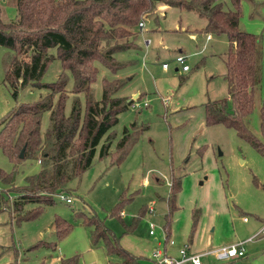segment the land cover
<instances>
[{"label":"rangeland","instance_id":"rangeland-1","mask_svg":"<svg viewBox=\"0 0 264 264\" xmlns=\"http://www.w3.org/2000/svg\"><path fill=\"white\" fill-rule=\"evenodd\" d=\"M13 2L4 0L2 3L8 19L16 17ZM163 6L160 5L159 10ZM224 6L232 8V1L224 0ZM240 7L239 27L260 36L263 46L254 108L247 117V125L264 140V0H242ZM165 12H160L157 24L152 20L144 21L138 51H121L115 55L123 60L133 59L134 63L113 73L99 60L95 61L99 69L93 82L95 98L101 97L104 76L126 75L127 81L119 93L138 101L121 111L113 127L112 150L124 125L130 126L136 121L126 155L119 162H112L111 155L100 157L99 143L91 165L80 176L72 178L69 181L72 190L63 193L70 195L72 201L55 194L52 202L41 204L36 216L23 219H18L11 206L0 209V264H61L62 258L73 255H76L75 264H123L118 255L107 252L102 240L93 242L92 226L84 223L76 210L95 211L119 236L121 244L138 256L139 264H155L153 251L157 247L164 249L163 224L172 171L181 175L178 212L174 217L178 223L190 211L191 202L201 207L207 230L212 234L223 232V236H228L234 226L241 232L246 225L264 219V154L240 136L235 127L205 121L203 103L228 94L224 77V57L230 46L228 37L212 34V38L205 41L206 33L200 31L205 18L175 6ZM149 36L152 42L145 48L143 39ZM49 52L56 54V47L49 48ZM12 53L0 45V118L17 103L36 100L47 92L46 87L28 84L19 87L16 96L12 93V87L4 80L5 63ZM178 53L187 56L188 70H182L175 60ZM163 61H168V68L162 66ZM60 69L61 61L55 57L42 79H55ZM72 84L70 75L68 88ZM78 96L83 112L86 97L83 92ZM73 97L75 94L69 91L66 112L70 111ZM48 123L49 111L46 110L42 114V131ZM0 166L6 171L14 168L1 149ZM40 167L39 159L24 158L16 165L12 187L25 184L27 176ZM0 189L9 193L10 205L16 191L1 179ZM122 197L127 199L119 214L114 207ZM148 205L154 207L152 212ZM35 206L37 202L28 201L24 210ZM140 212L136 228L125 231V225ZM57 214L72 224L61 237L55 233ZM244 214L248 221L244 220ZM213 217L215 220L210 223ZM217 220L223 224H218ZM41 239L55 241V246ZM254 246L261 248L257 254L252 251ZM244 247L246 257L239 264H264V234L248 240Z\"/></svg>","mask_w":264,"mask_h":264},{"label":"trees","instance_id":"trees-1","mask_svg":"<svg viewBox=\"0 0 264 264\" xmlns=\"http://www.w3.org/2000/svg\"><path fill=\"white\" fill-rule=\"evenodd\" d=\"M231 1L233 7L227 9L224 0H14L16 17L8 19L2 6L4 0H0V45L13 52L5 63L4 80L15 96L19 87L28 84L47 88L38 99L21 101L0 118V149L14 164L11 171L0 166V179L16 191L9 205V193L0 189V209L11 206L18 219L36 216L42 203L52 202L55 194L72 190L69 181L91 165L99 143L100 157L111 155L112 162L124 158L133 141L136 121L130 126L124 125L115 149L111 145L119 114L133 102L132 97L119 93L127 76H104L101 97L95 98L93 82L99 71L95 61L99 60L113 73L134 63L133 59L123 60L115 55L139 50L138 24L142 20L159 23L160 5L195 12L206 20L201 32L227 35L230 46L224 57V77L228 94L203 103L205 121L235 127L240 136L264 154V140L247 125L263 63L262 41L257 34L239 27L242 0ZM51 47H56V54L49 52ZM55 57L61 61L57 77L43 80L48 64ZM70 75L73 84L68 88ZM69 91L75 97L70 111L66 112ZM80 92L86 97L83 112ZM46 110L49 123L42 131V114ZM22 149L23 155H20ZM27 157L40 159L41 167L27 176L25 184L13 188L16 165ZM180 189L181 175L172 171L163 224L166 239L170 236ZM126 199L122 197L117 202L115 212ZM28 201L37 202V206L24 210ZM76 212L84 223L92 226L94 243L102 240L107 252L118 255L123 264H139L138 256L121 244L119 236L95 211ZM141 214L125 225V231L136 228ZM199 214V208L193 209L190 237ZM54 226L56 236L61 237L72 224L57 214ZM41 242L53 246L56 243L44 239ZM75 257H64L61 264H75Z\"/></svg>","mask_w":264,"mask_h":264},{"label":"crops","instance_id":"crops-1","mask_svg":"<svg viewBox=\"0 0 264 264\" xmlns=\"http://www.w3.org/2000/svg\"><path fill=\"white\" fill-rule=\"evenodd\" d=\"M169 7L170 6H167V5H164L163 7H161V9H162V10H160L161 14L166 13L165 11L167 9H169ZM143 36H144V34H143ZM145 38H150V36L145 37ZM211 38H212V34L208 33V34H206L205 41L210 40ZM144 39H143V42H144ZM151 42H152V40H151ZM144 45H145V43H144ZM149 46H145V48H148ZM204 47L205 46H203V48ZM176 68H178V66ZM186 70H188V69H186ZM134 94L136 95L137 92H135ZM177 199H178V195H177ZM177 199H176V202H177ZM225 203H227V202H225ZM167 204L169 205L168 199H167ZM149 206H152V205L147 206L148 210H149ZM176 208L177 209H175L173 211L170 236L168 239H166V234L163 237L164 241H165L164 242V248H166L167 252L170 254H176L178 252V248L185 242H188L189 248L191 250H194V251H200V250H204L205 248H208V247H213V246H216V245H219L222 243H228V242H234V241H243V245H244L245 242L250 240V239H248V237L255 234L262 227V225L264 223V219L261 218V221H257L256 223L253 222L250 226L246 225L245 230L244 231L242 230L241 232L238 229H236V227L234 226L230 230L228 236H227V234L223 236L222 235L223 232H219V233L214 232L215 234H212L207 230L208 225L206 227V223L204 221L205 220L204 219V217H205L204 212H202L201 207L199 205H197V203H195V202L190 203L189 210L191 211V216H190V211H188V213L186 212V215H185V217L181 223H178L176 220H174L175 214H177V212H178V205ZM195 208L200 209V214H199L196 226L194 228V231L192 232V235L190 237V231H191V225H192V211ZM167 210H168V208H167ZM244 215H246V214H244ZM243 218H244V216H243ZM214 220L215 219L213 217V219L210 223H213ZM244 220L248 221L249 218L247 217V219H244ZM217 222L220 225L223 224L222 221H220V220H217ZM180 224H181V226H180ZM199 233H200V236H199ZM171 238H173L172 242L170 241ZM0 242H1V240H0ZM260 249L261 248L259 246H254L252 248V251L254 254L255 253L257 254L260 251ZM207 255L202 256V264H239L240 261H242L246 257V255L244 254L242 256L234 257L231 259H220L213 254H207ZM204 257H206V258H204ZM186 264H189V263H186Z\"/></svg>","mask_w":264,"mask_h":264},{"label":"built area","instance_id":"built-area-1","mask_svg":"<svg viewBox=\"0 0 264 264\" xmlns=\"http://www.w3.org/2000/svg\"><path fill=\"white\" fill-rule=\"evenodd\" d=\"M138 27L140 29H144L145 22L142 20L139 22ZM210 36V35H209ZM145 46H149L151 43L150 38L144 39ZM186 55L183 53H178L175 56V60L179 65H181V69L186 70L189 69V64L186 63ZM162 66L167 68L169 66L168 61H163ZM146 104L147 102L144 101ZM138 104V101H133L132 105ZM40 161V159H39ZM62 197L65 198L66 201H72V197L70 195H63ZM154 208L149 206V210L152 211ZM123 211L121 210V213ZM244 219H247V215H244ZM150 232H153V229H150ZM264 234V223L262 227L253 235L248 237V239H252L256 235ZM173 241V238L170 239ZM207 254H213L220 259H231L234 257H239L245 254V247L243 245V241H234L228 243H222L216 246H213L208 249L194 251L189 248V243L185 242L178 248V255L170 254L166 251V249L157 247L153 251L154 262L155 264H183V263H191V264H202V256Z\"/></svg>","mask_w":264,"mask_h":264},{"label":"water","instance_id":"water-1","mask_svg":"<svg viewBox=\"0 0 264 264\" xmlns=\"http://www.w3.org/2000/svg\"><path fill=\"white\" fill-rule=\"evenodd\" d=\"M137 95V94H136ZM20 155H23V149L20 151ZM202 182V181H201Z\"/></svg>","mask_w":264,"mask_h":264}]
</instances>
